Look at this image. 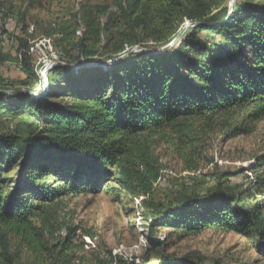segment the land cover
<instances>
[{
	"label": "trees",
	"instance_id": "16d2710c",
	"mask_svg": "<svg viewBox=\"0 0 264 264\" xmlns=\"http://www.w3.org/2000/svg\"><path fill=\"white\" fill-rule=\"evenodd\" d=\"M4 16L0 4V20ZM71 18L60 19L47 35L68 65L99 54L115 60L148 42L163 48L185 21L197 25L160 54L142 51L82 71L55 67L39 98L0 94V119L16 122L0 133V264H18L25 250L53 251L56 245L49 247L48 241L60 229L50 223L47 207L66 194L99 191L113 182L132 196L146 197L153 227L182 233L228 228L254 238L264 256V155L252 168L251 188L228 185L242 169L223 175L226 180L204 194L183 188L166 204L154 201L163 170L158 138L184 134L191 122L210 126L216 119L228 139L264 117V5L240 1L233 11H214L209 0H113L84 3L81 14ZM4 37L12 42L11 51H5ZM8 63L23 77L1 75L0 87L43 93L28 39L9 35L0 23V67ZM110 264L136 263L119 257ZM139 264L206 260L163 254L156 263Z\"/></svg>",
	"mask_w": 264,
	"mask_h": 264
},
{
	"label": "rangeland",
	"instance_id": "374dc122",
	"mask_svg": "<svg viewBox=\"0 0 264 264\" xmlns=\"http://www.w3.org/2000/svg\"><path fill=\"white\" fill-rule=\"evenodd\" d=\"M112 1L35 0L32 4L31 0H0L5 14L0 20L1 25L9 35L28 39L33 67L45 87L43 93L27 90L31 95L37 98L43 96L50 85L51 70L59 64L68 65L59 59L53 39L47 36L54 25L60 19L81 14L84 3L110 5ZM233 1L209 0L214 11L225 7L233 11L240 1L264 5V0H235L231 10ZM23 15L27 17L25 22L22 21ZM196 25L185 21L181 32ZM26 27L24 33L23 28ZM202 37L208 39L205 34ZM4 39L5 51H11L12 42L10 46L7 37ZM143 46L151 51L161 49L154 42ZM105 59L106 54H99L90 60L81 58L71 66L109 62ZM1 75L14 81L23 77L10 63L0 67ZM0 92L9 96L13 91L0 87ZM215 120L210 126L202 120L191 122L190 131L180 135L170 133L156 140V151L163 170L155 186V202L166 204L183 188L204 194L215 187L219 179L226 180L223 175L242 169L244 173L231 177L228 185L244 190L255 184L252 168L264 155V117L257 123L249 124L247 133L228 139H225ZM13 121L10 118L0 119V133L9 131L16 123ZM14 174L13 171L10 175L13 177ZM144 199V196H132L117 182L109 183L99 191L66 194L46 209L50 223L60 229L48 241L49 247L56 245L55 249L43 255L25 250L18 264H110L113 258L119 257L136 264L145 260L156 263L163 254L181 258L200 255L205 258L206 264H264V256L257 251L256 240L228 228L209 227L182 233L168 227H153L148 206L143 204ZM153 241L160 243L154 246ZM66 242H69L67 247H60Z\"/></svg>",
	"mask_w": 264,
	"mask_h": 264
},
{
	"label": "water",
	"instance_id": "95a60500",
	"mask_svg": "<svg viewBox=\"0 0 264 264\" xmlns=\"http://www.w3.org/2000/svg\"><path fill=\"white\" fill-rule=\"evenodd\" d=\"M234 3H235V0L232 2L231 4V10L234 6ZM185 31L183 30L179 36L172 42L170 43L169 45L161 48L160 50H157V51H151V50H147V49H144V48H140V47H137L135 49H133L131 52H129L128 54L118 58V59H115V60H111L109 62H105V63H100V64H92V65H88V66H71V65H66V64H59L58 66H61V67H65L67 69H72V70H81V69H85V68H89V69H94V68H104V67H107V66H110V65H113V64H116L122 60H124L125 58H127L129 55H131L132 53L134 52H148V53H162V52H165L167 51L168 49H170L173 45H175L177 43V41L181 38L182 34L184 33ZM55 67V66H54ZM48 71H46L47 73ZM0 93H4V92H0ZM16 93H30L28 92L27 90H21V91H13L11 92V95L12 94H16Z\"/></svg>",
	"mask_w": 264,
	"mask_h": 264
}]
</instances>
